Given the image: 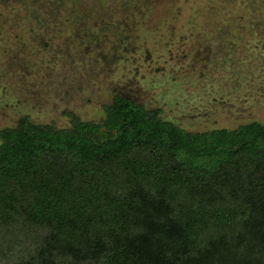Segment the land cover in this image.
Returning a JSON list of instances; mask_svg holds the SVG:
<instances>
[{
    "label": "trees",
    "instance_id": "trees-1",
    "mask_svg": "<svg viewBox=\"0 0 264 264\" xmlns=\"http://www.w3.org/2000/svg\"><path fill=\"white\" fill-rule=\"evenodd\" d=\"M64 1L13 0L15 19ZM102 110L0 130V264H264L263 124L187 131L122 95Z\"/></svg>",
    "mask_w": 264,
    "mask_h": 264
},
{
    "label": "rangeland",
    "instance_id": "rangeland-1",
    "mask_svg": "<svg viewBox=\"0 0 264 264\" xmlns=\"http://www.w3.org/2000/svg\"><path fill=\"white\" fill-rule=\"evenodd\" d=\"M13 3L0 1V130L99 122L114 95L192 132L264 125V0H65L40 26Z\"/></svg>",
    "mask_w": 264,
    "mask_h": 264
}]
</instances>
